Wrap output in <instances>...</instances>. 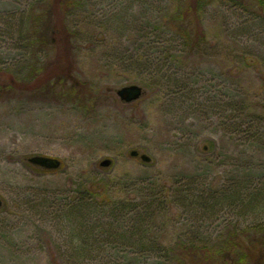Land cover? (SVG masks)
Instances as JSON below:
<instances>
[{"label":"rangeland","instance_id":"1","mask_svg":"<svg viewBox=\"0 0 264 264\" xmlns=\"http://www.w3.org/2000/svg\"><path fill=\"white\" fill-rule=\"evenodd\" d=\"M48 1L0 0V264H174L257 223L224 194L264 189V8Z\"/></svg>","mask_w":264,"mask_h":264},{"label":"trees","instance_id":"2","mask_svg":"<svg viewBox=\"0 0 264 264\" xmlns=\"http://www.w3.org/2000/svg\"><path fill=\"white\" fill-rule=\"evenodd\" d=\"M212 1L217 0H192L191 4L188 6V14L189 16H193V18L190 17L188 19V25L191 29H193V25H195L197 21L199 22L198 17L203 7ZM254 1L259 7L264 8V0ZM48 2L52 3L51 0ZM58 2L62 4L69 3L68 0L64 2L63 0H58ZM52 39L54 40V38ZM247 188L248 185H245V188H241L243 189L241 191H246ZM263 191L264 189H258L256 192H250L248 196L244 194L242 195V199L237 198L238 201L236 200L235 193L233 196H229V194H224V196L229 199L232 203L231 205L240 211L242 215H245L246 212H251L257 216L258 214H264V201H257L258 197L264 193ZM203 207L207 209L205 204H203ZM136 215L138 218L142 214ZM263 218L264 215L260 216L258 219L254 218L257 219V221H255L257 223L255 224L252 222L245 223L238 236L235 235L234 238L228 239L226 242L214 243L195 239L188 242L187 245L182 243L183 245L177 246L179 252L176 253L175 257L169 260L174 264H264V236L258 237L259 234H264ZM138 220H140V218H138ZM138 226H142V224ZM146 247L151 246L146 245Z\"/></svg>","mask_w":264,"mask_h":264},{"label":"water","instance_id":"3","mask_svg":"<svg viewBox=\"0 0 264 264\" xmlns=\"http://www.w3.org/2000/svg\"><path fill=\"white\" fill-rule=\"evenodd\" d=\"M118 97L126 102L134 101L141 95V88L136 85H130L126 87H122L117 91ZM130 155L133 157L139 156L140 160L147 163L150 161V157L145 154L139 155L137 151H131ZM29 162L33 165L39 166L45 169H57L60 166V161L51 157L44 156H33L29 159ZM110 160H103L100 165L108 166L110 164ZM1 205V201H0Z\"/></svg>","mask_w":264,"mask_h":264}]
</instances>
